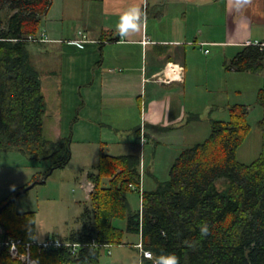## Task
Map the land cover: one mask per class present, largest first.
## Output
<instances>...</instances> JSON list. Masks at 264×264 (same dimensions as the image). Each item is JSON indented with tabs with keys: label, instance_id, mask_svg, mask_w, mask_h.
<instances>
[{
	"label": "trees",
	"instance_id": "obj_1",
	"mask_svg": "<svg viewBox=\"0 0 264 264\" xmlns=\"http://www.w3.org/2000/svg\"><path fill=\"white\" fill-rule=\"evenodd\" d=\"M51 3L0 0V153L17 152L29 162L49 163L45 173L25 185L33 182L30 188L65 167L71 155L72 130L58 141L44 137L47 101L26 41L40 35ZM224 67L264 76L263 43L244 46ZM257 100L264 104V80ZM225 109L227 121L209 119L208 138L179 153L167 180L142 191L139 211L130 210L126 194L129 185H140V154L102 155L87 173L92 191L89 205L76 219L80 226L64 241L80 246L75 253L66 247L41 253L33 249L38 264H100L104 246L123 245L124 233L140 235L143 249L155 255L175 253L179 264H264V120L257 123L261 152L244 165L235 154L248 134L247 110L236 104ZM15 193L0 203V225L7 235L29 242L34 239V213L8 215L21 194ZM117 219L126 220L125 231L114 227ZM202 222L209 225L206 236L199 231ZM141 261L153 264V258ZM0 264L20 263L3 251Z\"/></svg>",
	"mask_w": 264,
	"mask_h": 264
},
{
	"label": "crops",
	"instance_id": "obj_2",
	"mask_svg": "<svg viewBox=\"0 0 264 264\" xmlns=\"http://www.w3.org/2000/svg\"><path fill=\"white\" fill-rule=\"evenodd\" d=\"M133 7L144 13L143 23L121 35L120 17ZM187 11L192 12L186 15ZM40 26L48 41L34 43L36 51L40 55L55 51L64 58L57 62V70L43 72L39 63L36 71L46 74L45 83L58 89L62 84L83 87L81 106L87 115L69 122L56 140L72 130L70 162L39 184L46 186L56 176L55 196L29 210L34 213V239L54 235L65 241L79 228L76 219L89 205L92 184L87 173L102 155L140 154L142 126L146 140L140 154L142 190L152 191L157 180L169 178L171 164L189 147L183 132L187 118L183 85L187 58L194 53L190 47H234L239 53L248 42L264 45L259 35L264 32V0H154L152 4L149 0H52ZM167 63L183 67L182 81L162 82ZM102 128L122 136L108 139ZM125 133L133 134V139ZM21 167L34 169L33 177L45 173L49 163L29 162L17 152L0 153V171ZM67 168L79 170V177H65ZM126 199L131 211L141 209L137 192H128ZM114 222V227L125 231V219L117 226ZM125 234L127 245L138 250L140 235ZM140 258L138 251L139 264Z\"/></svg>",
	"mask_w": 264,
	"mask_h": 264
},
{
	"label": "rangeland",
	"instance_id": "obj_3",
	"mask_svg": "<svg viewBox=\"0 0 264 264\" xmlns=\"http://www.w3.org/2000/svg\"><path fill=\"white\" fill-rule=\"evenodd\" d=\"M153 1L149 0V3L152 4ZM190 8L188 6L187 9ZM191 12L187 11L186 15H190ZM254 32L257 33V30H254ZM259 35L261 39H264V32L259 33ZM29 43L30 59L35 69L39 66V63H41L40 66L43 72L59 69L57 62H59V59H63L64 55L62 57L59 52L55 51L44 52L40 55L36 51L37 46L33 42ZM190 49L194 53L191 58H187L184 74L185 84L183 85L187 102V118L183 132L187 146L191 147L208 138L210 134L209 119L227 121L229 113L225 108L235 104L243 105L247 110L249 130L244 142L237 149L235 158L241 164H251L261 152L262 133L258 129L257 123L264 120V104L258 103L257 93L263 86L264 76L249 72L240 73L226 70L225 63L229 64L237 55L238 50L234 47L220 48L211 47L210 45L200 47L196 45L194 48L190 47ZM205 50H207V53L204 52ZM39 77L47 100V109L43 120L44 136L46 139L56 141L63 127H66L69 122L75 121L77 118H87L81 106L83 87L79 88L78 85L81 92L71 84H62L58 89L54 84L45 83L48 81L46 74L39 75ZM72 88L73 91L71 92ZM59 92L62 93L61 97L58 96ZM71 104H73L72 109L67 110ZM195 119L197 122H194ZM97 126L104 127L103 125ZM102 129L104 136L108 139L122 136V134L118 136L114 131L110 132L109 128ZM123 135L133 139V134L128 136L125 133ZM69 169L64 170L65 177H79V170L70 172ZM34 171V169L27 167L0 171V203L17 191L21 193L12 203V208L8 212L9 216L12 212L16 214L29 213V210L35 209L37 203L41 200L51 199L55 196L56 191L52 188V183L56 176L51 177L46 186L36 184L28 189L33 184L32 182L25 187L30 182ZM26 189H28L27 192L22 193ZM31 212L33 213V211ZM118 221L119 219L114 222L116 226ZM128 238V234H125L124 245L112 246L103 250L100 264H139L138 250L127 245ZM108 250L110 253H108Z\"/></svg>",
	"mask_w": 264,
	"mask_h": 264
},
{
	"label": "built area",
	"instance_id": "obj_4",
	"mask_svg": "<svg viewBox=\"0 0 264 264\" xmlns=\"http://www.w3.org/2000/svg\"><path fill=\"white\" fill-rule=\"evenodd\" d=\"M26 41L33 43H45L48 41V37L43 32H41L38 37L29 36L26 39ZM147 42L148 39H145V43ZM247 45H258V43L252 44L248 42ZM204 52L207 53V50H205ZM183 72H184L183 67L173 63H167L162 78V82L171 83L172 81H182ZM140 134H141L140 154H142V147L146 142L143 135V126L140 128ZM141 185H142V172H141L139 187H136L134 185H129V189L132 192H137L141 196L142 194ZM79 246L80 244L64 242L59 238L55 237L54 235H49L48 237H46L41 241L33 239L27 242L22 240L20 237H12L10 235H7L4 228L0 225V252L4 251L9 256L10 259L16 260L20 264H38L37 259L32 256L33 249H35L37 253H41V252H49L66 247L70 249L71 253H75ZM135 247L138 249L140 257L151 259L145 255L146 251L143 249L141 242H139ZM109 248L110 246H108L106 249Z\"/></svg>",
	"mask_w": 264,
	"mask_h": 264
},
{
	"label": "clouds",
	"instance_id": "obj_5",
	"mask_svg": "<svg viewBox=\"0 0 264 264\" xmlns=\"http://www.w3.org/2000/svg\"><path fill=\"white\" fill-rule=\"evenodd\" d=\"M143 16L144 13L139 7H133L125 11L120 17L119 30L121 35H127L130 30H138L143 23ZM199 231L201 236H206L209 233L208 223L202 222L199 225ZM145 255L149 258H153V264H179L178 257L172 252L155 255L151 251H146Z\"/></svg>",
	"mask_w": 264,
	"mask_h": 264
},
{
	"label": "bare ground",
	"instance_id": "obj_6",
	"mask_svg": "<svg viewBox=\"0 0 264 264\" xmlns=\"http://www.w3.org/2000/svg\"><path fill=\"white\" fill-rule=\"evenodd\" d=\"M14 200H15V199H14ZM104 247H105V248H107L108 246H107V245H105Z\"/></svg>",
	"mask_w": 264,
	"mask_h": 264
},
{
	"label": "water",
	"instance_id": "obj_7",
	"mask_svg": "<svg viewBox=\"0 0 264 264\" xmlns=\"http://www.w3.org/2000/svg\"><path fill=\"white\" fill-rule=\"evenodd\" d=\"M32 185H33V184H32ZM32 185H31V186H32ZM31 186H30V187H31ZM30 187H28V189H29ZM26 190H27V189H26Z\"/></svg>",
	"mask_w": 264,
	"mask_h": 264
}]
</instances>
